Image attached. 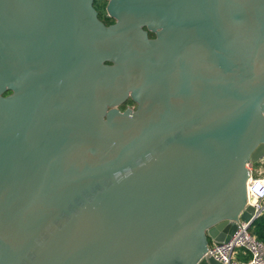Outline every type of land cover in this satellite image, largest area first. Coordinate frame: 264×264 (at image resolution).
<instances>
[{"label":"water","instance_id":"obj_1","mask_svg":"<svg viewBox=\"0 0 264 264\" xmlns=\"http://www.w3.org/2000/svg\"><path fill=\"white\" fill-rule=\"evenodd\" d=\"M107 1L110 26L0 0V264H222L264 160V0Z\"/></svg>","mask_w":264,"mask_h":264},{"label":"built area","instance_id":"obj_2","mask_svg":"<svg viewBox=\"0 0 264 264\" xmlns=\"http://www.w3.org/2000/svg\"><path fill=\"white\" fill-rule=\"evenodd\" d=\"M248 169L251 176L247 192L249 204L255 208L251 219L254 223L264 216V172L256 174L254 165H248ZM238 226V232L229 243L214 244L207 255L222 264H264V243L251 234V222H238ZM239 255H244L245 259L240 260Z\"/></svg>","mask_w":264,"mask_h":264},{"label":"trees","instance_id":"obj_3","mask_svg":"<svg viewBox=\"0 0 264 264\" xmlns=\"http://www.w3.org/2000/svg\"><path fill=\"white\" fill-rule=\"evenodd\" d=\"M107 3V0H95L94 7L98 12L99 19L107 25H111L114 23V20L108 16ZM250 232L259 241L264 243V216L254 221L251 226Z\"/></svg>","mask_w":264,"mask_h":264},{"label":"flooded vegetation","instance_id":"obj_4","mask_svg":"<svg viewBox=\"0 0 264 264\" xmlns=\"http://www.w3.org/2000/svg\"><path fill=\"white\" fill-rule=\"evenodd\" d=\"M115 23H116V21L114 20V23L113 24H115ZM107 26H110V25H107ZM144 31L147 33L149 39H156V34L153 33V32H150V30L148 28H144ZM10 94H11V92L8 93V96ZM137 107H138V104L133 99L132 94H130V95H128V98L124 102H122L121 104L113 107L112 109L117 110V111H120V112H125V111H128V110H130V111H136L137 110ZM176 249H177V247L174 248V250H176ZM177 252L178 253H173V254H170L169 253L168 256H167L168 260L172 264L175 263L178 260V258L181 256L180 255L181 252H179V250H177Z\"/></svg>","mask_w":264,"mask_h":264},{"label":"crops","instance_id":"obj_5","mask_svg":"<svg viewBox=\"0 0 264 264\" xmlns=\"http://www.w3.org/2000/svg\"><path fill=\"white\" fill-rule=\"evenodd\" d=\"M262 163H260V167L259 168H255V171H256V174L260 173V172H264V167L263 165H261ZM214 244L212 242H210L208 244V249L209 247L213 246ZM239 259L242 260V259H245V256L244 255H239Z\"/></svg>","mask_w":264,"mask_h":264},{"label":"rangeland","instance_id":"obj_6","mask_svg":"<svg viewBox=\"0 0 264 264\" xmlns=\"http://www.w3.org/2000/svg\"><path fill=\"white\" fill-rule=\"evenodd\" d=\"M107 2H108L107 4H109V1H107ZM260 163H261V162H260ZM260 163L255 164L254 167H255V168H259V167H260ZM261 165H263V167H264V163H262Z\"/></svg>","mask_w":264,"mask_h":264},{"label":"bare ground","instance_id":"obj_7","mask_svg":"<svg viewBox=\"0 0 264 264\" xmlns=\"http://www.w3.org/2000/svg\"><path fill=\"white\" fill-rule=\"evenodd\" d=\"M250 200V199H249Z\"/></svg>","mask_w":264,"mask_h":264}]
</instances>
